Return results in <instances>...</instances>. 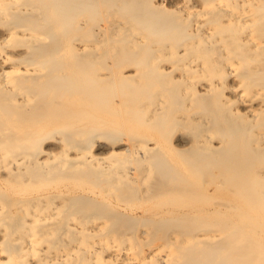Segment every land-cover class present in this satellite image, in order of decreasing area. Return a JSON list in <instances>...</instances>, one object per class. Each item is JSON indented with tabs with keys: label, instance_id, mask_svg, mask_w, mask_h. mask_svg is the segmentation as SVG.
Masks as SVG:
<instances>
[{
	"label": "bare ground",
	"instance_id": "6f19581e",
	"mask_svg": "<svg viewBox=\"0 0 264 264\" xmlns=\"http://www.w3.org/2000/svg\"><path fill=\"white\" fill-rule=\"evenodd\" d=\"M0 264H264V0H0Z\"/></svg>",
	"mask_w": 264,
	"mask_h": 264
}]
</instances>
